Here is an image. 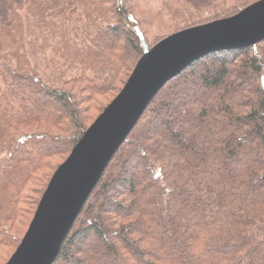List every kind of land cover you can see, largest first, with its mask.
I'll return each mask as SVG.
<instances>
[{"label":"trees","instance_id":"16d2710c","mask_svg":"<svg viewBox=\"0 0 264 264\" xmlns=\"http://www.w3.org/2000/svg\"><path fill=\"white\" fill-rule=\"evenodd\" d=\"M130 1L0 0V249L18 248L31 194L38 207L142 57ZM156 1L181 31L259 0H191L194 16ZM54 264H264V41L166 84Z\"/></svg>","mask_w":264,"mask_h":264},{"label":"water","instance_id":"95a60500","mask_svg":"<svg viewBox=\"0 0 264 264\" xmlns=\"http://www.w3.org/2000/svg\"><path fill=\"white\" fill-rule=\"evenodd\" d=\"M143 49L120 94L86 131L45 190L29 228L7 264H54L110 162L157 94L196 61L213 53L256 48L264 41V0L238 14L187 28L152 48L135 21Z\"/></svg>","mask_w":264,"mask_h":264},{"label":"rangeland","instance_id":"374dc122","mask_svg":"<svg viewBox=\"0 0 264 264\" xmlns=\"http://www.w3.org/2000/svg\"><path fill=\"white\" fill-rule=\"evenodd\" d=\"M180 2L182 4L184 2V4H185V5H183V11H182L183 13H186L189 16H194L195 14L196 15L198 14L196 7L194 6V3H192L191 0H184V1H180ZM129 5L131 6L132 11L134 12L133 14L136 16V19L140 20L142 22V26H141L142 31L146 35V39L148 41V44L151 46V48L153 46H155V44L158 41H160L161 39L179 31V30H177V29H179L177 23H181L180 18L178 17L176 19V22H177L176 23L174 21H171V19L166 14L159 16L158 12L160 11V4L158 3V1H156V0H131ZM187 6H188V8L186 9ZM132 73H133V71H132ZM123 88L124 87H122V89ZM122 89L120 90V92L122 91ZM120 92H119V94H120ZM92 113H93V116H95V117H93L95 119L98 116V112L96 110H93ZM94 119H91L90 124H89L90 126L88 127V129L97 120V118L95 119V121H94ZM65 161H66V159H65ZM37 199H40V197L37 195L31 194L30 204L24 206V208L27 211H29L30 219H29L26 227L24 228V231L21 232V235H20L21 240H22V238H24L23 236H25V234L29 228V225L33 219L35 210L37 208V205H34V202ZM110 238L113 239V237H111V236H110ZM16 250H17V247L15 249H12V248L0 249V264H7L8 261L10 260V258L16 252Z\"/></svg>","mask_w":264,"mask_h":264}]
</instances>
